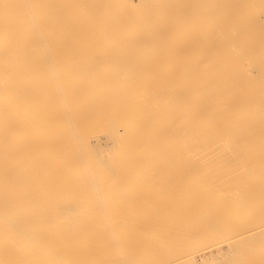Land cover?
<instances>
[{"label": "bare ground", "instance_id": "obj_1", "mask_svg": "<svg viewBox=\"0 0 264 264\" xmlns=\"http://www.w3.org/2000/svg\"><path fill=\"white\" fill-rule=\"evenodd\" d=\"M0 264H264V0H0Z\"/></svg>", "mask_w": 264, "mask_h": 264}]
</instances>
